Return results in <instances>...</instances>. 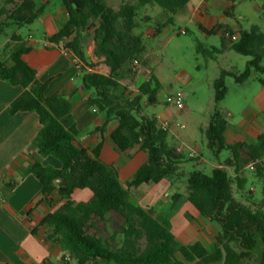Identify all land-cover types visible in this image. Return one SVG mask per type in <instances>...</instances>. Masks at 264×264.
<instances>
[{"label":"trees","instance_id":"16d2710c","mask_svg":"<svg viewBox=\"0 0 264 264\" xmlns=\"http://www.w3.org/2000/svg\"><path fill=\"white\" fill-rule=\"evenodd\" d=\"M189 2L129 0L116 10L106 0H63L68 21L47 38L50 44L73 51L92 68L86 53V40L91 38L95 42L94 56L110 68L108 76L85 71L83 83L94 91L93 105L103 115L99 131L104 132L110 122L117 121L111 139L118 151L125 152L139 144L147 154V162L136 171L128 188L122 185L118 170L100 159L101 145L89 150L76 144L79 131L70 99L60 94L46 96L48 85L39 82L37 71L24 61L30 49L19 37H12L14 43L7 46V58L0 56V79L23 88L10 106L11 115L36 113L41 129L34 146L42 158L51 156L61 163L60 168H54L37 161L24 174L38 179L43 202L52 205L54 193L62 201L42 219L41 225L51 229L46 239L62 251L64 264H70L66 258L76 260V264H264V200L248 190L247 178L234 177L226 168L213 169L210 174L194 170L187 180V200L200 216L221 227L212 251L200 242L179 244L167 217L131 201L130 189L180 176L187 162L186 156L168 141L169 129L160 127L156 116L144 113L145 107L158 102L161 83L156 76L150 74L135 93H128L120 83L123 74L134 72V60L147 64L144 34L136 33L140 11L146 6H159L168 13L167 21L155 28V34H159L174 24L175 15ZM42 13L43 8H38L34 0H0V34L11 25H30ZM218 30L228 31L222 27ZM230 49L250 60L244 72L222 71L214 81L216 107L204 129L206 144L215 156L229 151V164L236 172L238 154L245 153L264 188V133L256 145L226 143L228 122L219 109L228 94L227 77L241 86L252 80L254 72L264 76V32L258 25L242 30L231 41ZM199 50L207 55L218 52L202 47ZM260 82L264 84V78ZM17 183L9 187L13 189ZM78 189L90 190L91 199L75 204L72 195ZM181 197L180 193L173 195L172 207Z\"/></svg>","mask_w":264,"mask_h":264},{"label":"crops","instance_id":"0c3cea01","mask_svg":"<svg viewBox=\"0 0 264 264\" xmlns=\"http://www.w3.org/2000/svg\"><path fill=\"white\" fill-rule=\"evenodd\" d=\"M38 8H43L42 15L29 25V34L23 37L20 25H11L18 28L11 36L5 33L6 38L0 39V56L7 58V46L13 44L12 37H19L20 42L30 51L23 56L33 69L37 71V79L41 83H47L46 96L60 94L72 103V116L79 131L76 144L85 149H95L101 145L100 159L119 172L122 185L128 188L136 171L147 162V154L143 152L140 145H135L125 152L118 151L111 139V134L117 129L118 122L112 121L104 132L99 128L103 124V115L93 105V90L87 89L83 83L85 71L99 73L105 76L110 75V68L94 56L95 42L87 47L86 53L89 61L94 67H89L71 50H63L50 44L49 36L56 34L68 21V12L63 5V0H34ZM110 5V1L106 0ZM121 4L129 0H114ZM243 0L232 2L229 0H190L187 6L175 15V21H182L187 25H193L206 38L212 36L222 40L221 47L211 46V49L218 51L215 54L227 57L226 51L230 49L231 41L224 36L226 28L233 36L238 37L242 30H249L253 25L245 28L239 21H248L247 16L240 14L238 3ZM247 1V0H245ZM257 12L264 11V0L249 1ZM146 12L145 17L150 18V24L165 23L168 13L158 6H146L142 8ZM152 12V15L150 14ZM159 20H158V19ZM264 19V14L262 16ZM3 17L0 16V22ZM151 27H148L150 30ZM264 32V30L261 28ZM226 31V32H228ZM213 34H209V33ZM147 34V32H146ZM205 49V48H204ZM208 51L207 49H205ZM248 63V62H247ZM11 65L12 62L8 61ZM137 68L134 79L138 88L129 86V74H123L120 83L128 89V93H135L139 87L149 79L150 72L143 62ZM233 62L227 68H218L217 77L222 71L240 73ZM135 73V72H133ZM131 75V74H130ZM261 79V78H260ZM258 79L257 83L248 82L245 85H233L231 89L235 95L233 107L220 105L219 109L227 119L228 126L224 132V139L228 144L246 142L256 145L258 137L264 133V84ZM214 81L212 83H214ZM23 92L20 86H14L0 79V264H64L62 251L46 237L51 232L47 226H42V219L49 213L54 212L62 203L57 193L53 195V204L48 205L42 201L41 184L32 174H24L26 168L39 161L45 166L60 168L61 163L51 156L41 157L34 140L41 129L38 115L32 112H20L11 115L10 106ZM209 110H215V102H209ZM182 112H189L190 107L185 103ZM158 124L171 120V111L168 106L159 114ZM211 116V114H210ZM179 139V136H177ZM174 144L177 149L184 153V148L191 149L189 154H194L197 163L208 164L211 171L216 168H226L234 177L250 178L255 174L250 170L252 160L243 152L238 154V172L234 166L229 164L232 154L222 155L217 158L218 163L199 158L196 154L201 151L191 141ZM204 146H207L206 139ZM211 154H213L211 152ZM214 155V154H213ZM223 156L224 162L219 157ZM200 157H203L200 154ZM178 178L164 179L158 184L144 185L136 189H130L131 201L143 208H151L156 214L167 217L172 226V232L177 241L179 236L191 226L190 221H184L182 216L190 214L199 224L195 233L204 237V247L209 251L213 250L216 236L221 232V227L215 222L200 216L196 208L187 200V194L182 195L175 207H172L173 193L178 189ZM260 180V179H258ZM18 181L11 189L10 183ZM261 181V180H260ZM247 185V188H248ZM248 190L255 194V187L250 186ZM179 193V192H175ZM92 192L88 189L76 190L72 195L75 204L87 202L91 199ZM257 199L264 200L262 197ZM184 217V216H183ZM202 244V243H201ZM208 246H205V245Z\"/></svg>","mask_w":264,"mask_h":264},{"label":"rangeland","instance_id":"374dc122","mask_svg":"<svg viewBox=\"0 0 264 264\" xmlns=\"http://www.w3.org/2000/svg\"><path fill=\"white\" fill-rule=\"evenodd\" d=\"M110 3L114 9L118 8L116 1L113 0ZM238 5L240 14L248 18V21L239 19L245 28H248L250 26L249 24L255 23L264 30L263 10L262 12H257L253 8V3L245 0L239 2ZM146 14V12L140 11V28L136 29V33L144 34L146 67H148L150 74L156 76L161 83V90L158 93L157 104L145 107L144 113L153 117L169 106L171 120L168 122V141L176 144L180 143V140L184 142L191 141L195 146L201 148L200 152H196L199 158L218 163L217 156L211 154L207 146H204V140L206 139L204 129L209 124L210 114L214 112V110L210 111L208 107L209 102H213L214 98L212 82L218 76V68H227L230 62H233L240 73L244 72L250 57L239 55L231 49L226 51L227 57L220 54L207 55L199 50V47L212 51L211 46L221 47L222 40L214 36L206 38L193 25H187V23L179 20L165 27L161 33L155 34L157 23L150 24V20H146ZM150 14L152 15V12ZM148 27H151V29L148 30ZM28 28L29 25H21L19 27L24 38L29 34ZM16 30L18 28L15 26L5 28V31L0 34V39L4 40L6 38L5 33L11 36ZM182 31H186V33L183 34ZM91 43L92 39L88 38L86 40L87 47ZM139 67H141V64L134 69L135 73L128 75L130 79L128 82L129 86L135 90L138 88V83L134 77ZM260 78H264V76L254 72L251 82L257 83ZM225 84L228 88V94L221 105L225 106L227 104L233 107L235 95L231 87L238 84L232 77H227ZM177 92L184 95V102L190 107L189 112H182L178 108L166 103L167 96ZM176 135L179 136V139H177ZM189 152H191V149L185 147L184 153L187 162L183 165L182 173L178 178V189L175 191L184 195L187 194V180L190 172L200 170L207 174L211 173L210 165L197 163L196 158L189 160ZM200 154L203 157H200ZM227 154H229L228 151H223L222 153V155ZM219 159L224 162L223 156H220ZM248 176L250 178L248 188L254 186L256 189L255 196L258 198L262 197L264 192L263 182L253 177L250 172ZM183 216L182 219L184 221H190L191 226L179 236L181 241L178 243L188 245L200 242L204 245V237L195 233L196 226L199 222L188 213H185ZM205 246L208 245L206 244Z\"/></svg>","mask_w":264,"mask_h":264},{"label":"built area","instance_id":"2783aa9c","mask_svg":"<svg viewBox=\"0 0 264 264\" xmlns=\"http://www.w3.org/2000/svg\"><path fill=\"white\" fill-rule=\"evenodd\" d=\"M182 33L185 34L186 31H182ZM223 34L230 41H235L237 39L236 36L231 35L229 32H224ZM139 65H140V62L138 60H134L132 62V66L135 67V68L138 67ZM166 103L168 105H172V106L178 108L179 110H183L185 108L184 95L182 93H180V92L171 94V95L167 96ZM159 126L162 127V128H168L169 129V123L167 121L161 122L159 124ZM178 151L181 152L180 149H178ZM189 157L193 158L194 154H192V153L189 154ZM250 170H252V171L255 170V165L254 164H252L250 166ZM66 260L69 261L70 264H76V260H74V259L71 260L69 258H66Z\"/></svg>","mask_w":264,"mask_h":264}]
</instances>
